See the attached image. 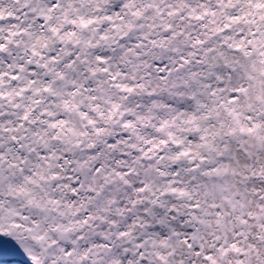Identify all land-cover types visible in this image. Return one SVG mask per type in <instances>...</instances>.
<instances>
[{
    "label": "snow or ice",
    "instance_id": "1",
    "mask_svg": "<svg viewBox=\"0 0 264 264\" xmlns=\"http://www.w3.org/2000/svg\"><path fill=\"white\" fill-rule=\"evenodd\" d=\"M0 264H264V0H0Z\"/></svg>",
    "mask_w": 264,
    "mask_h": 264
}]
</instances>
